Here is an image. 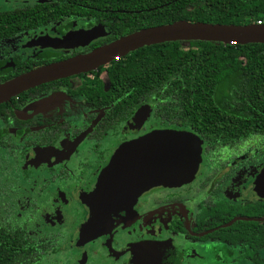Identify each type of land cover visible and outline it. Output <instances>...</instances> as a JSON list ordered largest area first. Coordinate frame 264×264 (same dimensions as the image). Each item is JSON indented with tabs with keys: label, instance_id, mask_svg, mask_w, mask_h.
Wrapping results in <instances>:
<instances>
[{
	"label": "flooded vegetation",
	"instance_id": "1",
	"mask_svg": "<svg viewBox=\"0 0 264 264\" xmlns=\"http://www.w3.org/2000/svg\"><path fill=\"white\" fill-rule=\"evenodd\" d=\"M94 26L101 27H80L72 22L63 33H58L55 26L17 33L0 42L2 68L15 64L18 70L23 65L26 73L108 44L82 51L100 37L73 48L27 46L40 37L61 39L67 33ZM46 43L42 41L43 45ZM109 62L45 82L0 103H12L5 117H0V230L23 233L28 239L22 243L38 247L47 264L62 248L66 249L63 253L77 251L74 264H86L89 255L85 247L89 244L96 245L101 252L106 250L102 254L108 264H132V255L140 243L152 245L165 264H251L249 257L255 242H243L240 222L264 221V215L243 216L245 206H264V198L253 190L264 157L245 169L244 154L232 156V152L251 141L211 147H201L199 143V164L187 182L173 187H151L136 195L132 203L119 202L105 208L95 205L92 196L100 189L117 147L150 131H181L150 123L151 108L147 103L118 126L106 114L112 105L103 108L89 105L81 90L90 86L96 75L107 89L109 83L98 68ZM26 92L28 98L24 97ZM145 107L147 116L132 129L134 114ZM61 150L64 152L59 154ZM72 159L74 164L66 165ZM245 193L248 198H242ZM62 208L65 225L60 224ZM69 213L72 222L67 221ZM58 225L67 228L62 230ZM73 228L74 237L72 232L67 239V229ZM259 228L252 231L260 232ZM93 229L99 234L90 235ZM127 231L135 236L122 241L121 235ZM227 233L229 238L225 237ZM142 253L147 257L149 251L146 248ZM93 258L91 264H99V259Z\"/></svg>",
	"mask_w": 264,
	"mask_h": 264
},
{
	"label": "trees",
	"instance_id": "2",
	"mask_svg": "<svg viewBox=\"0 0 264 264\" xmlns=\"http://www.w3.org/2000/svg\"><path fill=\"white\" fill-rule=\"evenodd\" d=\"M40 1L0 0V42L48 26L63 33L72 22L80 27L100 25L105 36L82 50L86 51L138 30L179 20L220 25L264 20V0ZM183 43L186 45L177 41L143 46L98 68L109 85L104 89L96 75L97 84L93 79L81 90L87 103L100 108L112 105L106 114L116 126L147 103L150 123L180 128L193 135L201 147L254 141L257 144L243 160L245 169L252 168L264 157V44ZM3 62L0 59V81L25 71L23 65L15 70V64L3 69ZM24 97L28 98L29 92ZM11 104H0V117H5ZM243 212V216H263L264 206H245ZM240 226L243 242H255L251 264H264V221H243ZM254 227H260V232H253ZM27 239L23 233L0 230V264L49 263L41 259L38 247L22 243ZM71 254L78 255L76 250Z\"/></svg>",
	"mask_w": 264,
	"mask_h": 264
},
{
	"label": "water",
	"instance_id": "3",
	"mask_svg": "<svg viewBox=\"0 0 264 264\" xmlns=\"http://www.w3.org/2000/svg\"><path fill=\"white\" fill-rule=\"evenodd\" d=\"M103 36V29L94 26L85 31L67 33L61 39L40 37L32 40L31 45L27 46L73 48L84 46ZM43 40L47 41L45 45L42 44ZM190 40L221 44H264V24L220 25L179 20L167 25L141 29L85 55L41 66L3 82L0 84V103L27 89L59 77L84 72L143 46ZM147 114V107L134 114L131 128L136 129ZM63 152L61 150L59 154ZM198 164L199 142L193 135L184 131H150L116 148L104 172L101 187L92 196V200L98 208L119 202L132 203L136 195L151 187H173L187 182L196 173ZM253 186L256 195L264 198V163L253 181ZM89 233L99 234L94 229ZM150 246L152 245L137 244V250L132 255V264H165L163 257ZM146 248L149 251L147 257L142 253Z\"/></svg>",
	"mask_w": 264,
	"mask_h": 264
},
{
	"label": "rangeland",
	"instance_id": "4",
	"mask_svg": "<svg viewBox=\"0 0 264 264\" xmlns=\"http://www.w3.org/2000/svg\"><path fill=\"white\" fill-rule=\"evenodd\" d=\"M1 1H5V0H1ZM1 3V2H0ZM15 2H12V3H6V5H9V6H11V5H13ZM22 39H24V36L22 37ZM182 45H186V43H183L182 42ZM73 79H75V78H72L71 80H73ZM116 142V141H115ZM255 144H257L256 142H254V141H251V142H249V143H246L245 145H244V147H240V148H238V149H236L234 152H232V156H237V157H240L242 154H245L248 150H251L252 149V147L255 145ZM231 156V157H232ZM74 160L75 159H72V160H70L66 165H73L74 164ZM248 194H242V198H248V196H247ZM241 197V194L239 195V198ZM1 207V206H0ZM62 214H63V216H62V220H61V222H60V224L62 225H65V222H66V214H65V212H64V209L62 208ZM67 221L69 222V221H73L72 220V216L70 215V213L68 214V216H67ZM60 225H58V227H59ZM69 226H70V224H69ZM61 228H62V230H63V228H67V227H65V226H60ZM76 228V227H75ZM75 228H73V230H69V229H67V239H68V236H69V234L70 233H72L73 232V234H72V238L74 237V232H75ZM71 229V228H70ZM134 236H135V233H129V231H127V232H123L122 233V235H121V240L122 241H124V240H127L128 239V241L129 240H131V239H133L134 238ZM68 248V247H67ZM66 249H64V248H62V249H60V251L58 252V253H54L52 256H51V259H52V261H54L55 259H57L56 261H57V264H59V262L60 263H64L65 262V259L66 260H69L70 262H74L75 261V259H76V257H74V256H72V254H71V250L70 251H68V252H65V253H63L64 251H65ZM85 250H86V255L88 254L89 256L87 257L88 258V260H87V263L86 264H91V263H93V260H94V258L93 257H95V258H97V259H99V264H108L109 262L107 261V259L103 256V252H105L106 250H102L103 252H101V250L100 249H98L97 247H96V245H94V244H89V245H87V247H85ZM91 250V251H90ZM88 251H90V252H88ZM76 256H78V255H76ZM73 260V261H72Z\"/></svg>",
	"mask_w": 264,
	"mask_h": 264
},
{
	"label": "built area",
	"instance_id": "5",
	"mask_svg": "<svg viewBox=\"0 0 264 264\" xmlns=\"http://www.w3.org/2000/svg\"><path fill=\"white\" fill-rule=\"evenodd\" d=\"M249 24H255V25H263L264 24V20H257L255 21V23H249Z\"/></svg>",
	"mask_w": 264,
	"mask_h": 264
}]
</instances>
